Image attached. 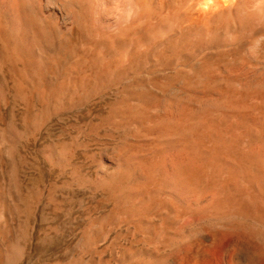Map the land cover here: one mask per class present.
<instances>
[{"label":"bare ground","instance_id":"obj_1","mask_svg":"<svg viewBox=\"0 0 264 264\" xmlns=\"http://www.w3.org/2000/svg\"><path fill=\"white\" fill-rule=\"evenodd\" d=\"M1 69L25 115L4 121L0 84V165L44 113L114 90L121 143L95 185L145 244L123 264H264V0H0Z\"/></svg>","mask_w":264,"mask_h":264},{"label":"rangeland","instance_id":"obj_2","mask_svg":"<svg viewBox=\"0 0 264 264\" xmlns=\"http://www.w3.org/2000/svg\"><path fill=\"white\" fill-rule=\"evenodd\" d=\"M1 70L2 118L23 131L25 108ZM114 98V90H107L44 113L32 131L6 145L0 180L9 206V241L20 248L12 264H123V254L144 248L126 223H110L113 205L95 185L100 173L110 172L98 165L99 158L114 155L121 143L122 131L102 122ZM52 147L64 148L62 163L46 156ZM99 221L104 233L93 244L83 243L85 230Z\"/></svg>","mask_w":264,"mask_h":264}]
</instances>
